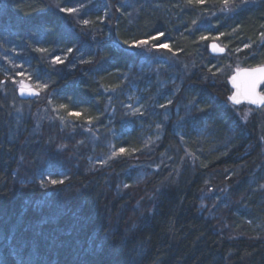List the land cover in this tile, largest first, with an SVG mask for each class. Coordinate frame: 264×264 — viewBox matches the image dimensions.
I'll use <instances>...</instances> for the list:
<instances>
[{"label": "trees", "instance_id": "trees-1", "mask_svg": "<svg viewBox=\"0 0 264 264\" xmlns=\"http://www.w3.org/2000/svg\"><path fill=\"white\" fill-rule=\"evenodd\" d=\"M236 5L0 0V264H264V121L251 135L227 101L234 69L264 66V0ZM88 124L101 140L78 149Z\"/></svg>", "mask_w": 264, "mask_h": 264}, {"label": "rangeland", "instance_id": "rangeland-1", "mask_svg": "<svg viewBox=\"0 0 264 264\" xmlns=\"http://www.w3.org/2000/svg\"><path fill=\"white\" fill-rule=\"evenodd\" d=\"M3 1V0H1ZM253 2H256L257 0H252ZM211 44H217L219 45L221 48H223L222 44H220V42L218 41V39H212V42ZM141 48L146 51L147 53H151L152 50H154L155 48H153L151 46L150 43H148L147 45H143L141 46ZM166 49V48H164ZM10 55H13L12 53H8V56ZM7 64L9 63L10 64V67L11 69L10 70H13V71H17L19 70V72L14 75L13 77V83H12V90L13 91H16V94H17V97H19V92H20V86H21V82H23L24 85L27 86L28 89H31V90H34L38 93L37 97H36V100L39 99L41 97V94H42V90L39 86L37 85H34L31 83V79L29 78L28 75L24 74V73H20V70L21 68L20 67H14V65H12V62H9V60L5 61ZM242 68H239L237 67L236 69H234V72L233 74L236 72V71H239L241 70ZM228 83H229V86L231 87V89L233 90V93H236L237 91L235 90L234 86H233V82H232V75L230 76L229 80H228ZM27 91V90H26ZM3 92V91H2ZM5 93V92H4ZM259 93L261 96H264V84H262L260 87H259ZM6 94V93H5ZM230 95V96H232ZM228 103L230 104V106L232 107V110H234L235 114L239 117V119L241 120L242 122V125H244L245 127H247L250 131H251V135H253L252 133V127L253 125H256L257 122L259 121V119L263 120L264 121V108L262 109H255L251 104L247 103V102H244V103H241V104H234L232 101H230L229 99L227 100ZM38 102V100H37ZM43 110V111H42ZM34 111L37 112V120H36V130L39 131L41 126L43 125H46L47 122H56L55 119V114L52 113L51 109L49 108V110H46V109H43V105L39 106V104L35 107ZM50 111V113H49ZM29 112V109L28 111ZM54 112V111H53ZM49 113V114H48ZM263 117V118H262ZM93 125H86L85 128H84V132L83 134H85L87 137V141H83V142H80V140L76 141L77 144H74V146H76L78 149L79 147H86V146H89V145H92V146H96L97 143H99V141L101 140L97 135H95L93 133V129H92ZM248 130V134H250V131ZM68 141H72L70 139V137H68ZM262 144H264V140L262 141ZM72 149V148H71ZM70 149V146L69 145H64V144H60V148H56L55 149V153L54 155H62L63 157L65 158H68V159H72L73 161L75 160V157L74 158H71V154L72 153H75L76 152V148L74 150H71ZM113 150V149H112ZM72 152V153H71ZM113 153H115L114 151H112V156L110 155L109 156V159L110 157H114ZM263 155H264V148H263ZM111 158V159H112ZM21 163V169L25 168L26 167V164H25V161L24 159H22V161L20 162ZM51 165L49 166L48 169H50ZM144 168V167H141V169ZM47 181V184H52L50 182V180H46ZM227 191H229V186L226 188L225 185L224 186H217L216 188H210L209 192H207L205 194V197L204 199L207 197V198H213V200H217V201H220L222 199L225 198V196L227 195ZM203 199V200H204ZM52 201V200H51ZM36 205H40L39 203V199L38 200H35L34 201ZM47 210H50L52 209V202L49 203V206H44ZM37 208H40L37 207ZM207 208V204L205 202H202L201 204V209L202 210H205ZM225 229H228L227 226H225ZM224 229V230H225ZM261 233V238H264V228L261 229V231L259 232Z\"/></svg>", "mask_w": 264, "mask_h": 264}, {"label": "snow or ice", "instance_id": "snow-or-ice-1", "mask_svg": "<svg viewBox=\"0 0 264 264\" xmlns=\"http://www.w3.org/2000/svg\"><path fill=\"white\" fill-rule=\"evenodd\" d=\"M193 2H195L196 4H202L205 2V0H188V3H190V4ZM219 2L223 6L221 8V11L231 12V11L235 10V7H238V5H236V0H219ZM240 2L243 5V4L247 3V0H240ZM60 11L66 12L69 14H73V13H76L78 11V9H76V8H61ZM83 23L85 25H87L89 23V21L84 20ZM193 23H195V21H193ZM261 35L264 36V33H262ZM163 36H164V33L159 32L156 36H151L148 39L133 41L131 46L147 45L150 40H159ZM201 39H205V37H201ZM125 43H128V42L125 41ZM153 46L154 47H160V48H168L169 47L165 43H160L158 45H153ZM212 48H213V51H221V52L223 51L222 48H218L215 44L212 45ZM38 51H44V50L38 49ZM68 51L71 52L72 49H68ZM55 62L61 63L62 61L60 60L59 57H56ZM245 75L250 78V86L245 88L243 92L238 90L232 96H229L228 99L230 101H232L234 104H239L241 102V98L243 97L244 99H247L250 103L264 106V96H256L255 95V84L260 82L261 80H264V67H258V68L252 69L250 71L246 70ZM232 80H233L234 86H236L239 89V86L236 84L237 77L233 76ZM43 87H46V85H44ZM26 90L28 91V94H35L31 89H28L27 86L23 84V82H21V86H20L21 94L23 95ZM59 107L61 109H65L66 105H60ZM136 111H138V110H136ZM133 114H135V112ZM69 115L79 116V113H71L70 112ZM119 152L124 153L125 149L121 148V149H119ZM113 155H116V153H113ZM50 182L52 184L62 183V181H57V180H51Z\"/></svg>", "mask_w": 264, "mask_h": 264}, {"label": "water", "instance_id": "water-1", "mask_svg": "<svg viewBox=\"0 0 264 264\" xmlns=\"http://www.w3.org/2000/svg\"><path fill=\"white\" fill-rule=\"evenodd\" d=\"M212 45H210L209 47V54L211 56H214V57H217V56H223L225 53H226V50L224 48L223 51H213V48H212ZM218 48H221L219 45L215 44ZM259 67H264V66H259ZM255 68H258V67H255ZM255 68H242L241 70L239 71H236L235 74L233 76H236L237 77V80H236V84L239 86V89L234 86L235 90L236 91H241L243 92L245 88L249 87L250 86V78L248 76L245 75V72L246 70L250 71L252 69H255ZM232 76V78H233ZM233 82V80H232ZM264 84V80H261L260 82L256 83L255 84V95L256 96H261L260 93H259V87ZM35 94H28V91H25V93L22 95L21 94V91L19 92V97L21 100H34L38 93L34 90H32ZM244 102H247L249 104H251L255 109H262L264 108V106H261V105H257V104H253V103H250L247 99H244L243 97L241 98V103H244Z\"/></svg>", "mask_w": 264, "mask_h": 264}]
</instances>
